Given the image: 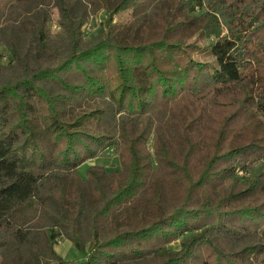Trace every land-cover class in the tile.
Segmentation results:
<instances>
[{"label": "trees", "instance_id": "16d2710c", "mask_svg": "<svg viewBox=\"0 0 264 264\" xmlns=\"http://www.w3.org/2000/svg\"><path fill=\"white\" fill-rule=\"evenodd\" d=\"M201 4L0 0V264H264V0Z\"/></svg>", "mask_w": 264, "mask_h": 264}, {"label": "rangeland", "instance_id": "374dc122", "mask_svg": "<svg viewBox=\"0 0 264 264\" xmlns=\"http://www.w3.org/2000/svg\"><path fill=\"white\" fill-rule=\"evenodd\" d=\"M206 1L207 0H201V3H202L201 6H198V5L194 6V17L196 16L199 18L200 17L204 18V14L206 12H208ZM58 18H59V14H58L57 9L53 8L51 10V22H49L46 29H47L49 35L54 37V38H58L61 35L60 27L57 24ZM106 18H107V15L105 14V12L103 10H100L96 13H90L89 18L86 22L87 24H85V25H87V29L89 28L90 30H93V28L94 29L96 28V24L98 22H105ZM119 20L125 21V15H122L120 17L119 16L113 17L112 23H116ZM208 20H209V18L206 17L204 19V22H201L200 28H203L202 25H204V23L208 22ZM217 20H218V23H215L217 30L221 31L222 34L226 35L228 32V28H227V24H226L225 20H223L222 18H219V17H217ZM194 40L197 41V37H195ZM0 53L3 55V60H2L3 64H6L9 61V55H8L6 49L1 47ZM192 57L198 61L201 60L203 62H209V63L213 62L212 59H201L200 57H198L197 55H194V54H192ZM151 145H152V140H150V142H149V145H148L149 149L151 148L150 147ZM95 164L103 166L107 171L118 170L119 169V160H118V156L115 152V149L114 150L113 149L107 150L99 158H97L95 160L88 161L85 164H83L79 168L80 174L83 176L85 169L87 167L95 165ZM237 176H239L242 179H245V178H248V173L247 172L246 173H239V174H237ZM181 239H182V237H179L175 242H172L169 245V248L171 250H174V251L179 250V248H180L179 243H180ZM54 250L65 261H72V262L77 263V264L84 261V255L79 253L74 248V246L71 244V242L68 240H61L58 243H56L54 246Z\"/></svg>", "mask_w": 264, "mask_h": 264}]
</instances>
